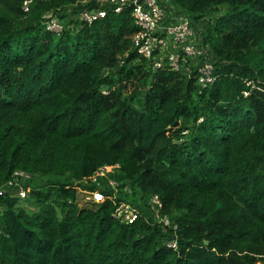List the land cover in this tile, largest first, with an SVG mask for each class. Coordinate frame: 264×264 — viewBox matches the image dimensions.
I'll return each instance as SVG.
<instances>
[{"label":"trees","instance_id":"16d2710c","mask_svg":"<svg viewBox=\"0 0 264 264\" xmlns=\"http://www.w3.org/2000/svg\"><path fill=\"white\" fill-rule=\"evenodd\" d=\"M25 1L0 0V264L264 263V0L170 1L209 51L205 87L193 63L152 70L128 10L87 24L100 0ZM104 165L118 196L78 206Z\"/></svg>","mask_w":264,"mask_h":264},{"label":"built area","instance_id":"2783aa9c","mask_svg":"<svg viewBox=\"0 0 264 264\" xmlns=\"http://www.w3.org/2000/svg\"><path fill=\"white\" fill-rule=\"evenodd\" d=\"M171 0H100V7L77 14L80 22L90 24L105 17L107 11L120 13L128 10L136 32L132 35L131 41L137 54L146 59L152 70L161 68L166 63L172 71H188L187 64L193 63L197 67L198 75L195 76L197 84L201 87L212 84L216 77L212 74V63L209 51L204 45L197 41L193 29L188 24V20L173 13ZM27 0L22 5L23 12H28ZM47 30L58 34L62 28L59 20L53 16H45L44 21ZM247 95V93H244ZM107 165L99 167L89 178V185L95 184L92 191L87 193L85 199L90 202H101L104 198V190H113L110 198H116L117 183L109 179ZM14 179L7 185L19 186L18 195L22 198L26 196V189L18 183L30 178L29 174L23 171H15ZM99 178L105 180L98 181ZM103 189V191L101 189ZM2 190L0 189V193ZM83 192V191H82ZM129 193V192H127ZM161 203L156 195L147 200V214L154 223L163 231L170 227V220L166 215L161 214ZM115 218L121 222L130 223L138 215V209L132 204L120 202L113 212ZM166 245L175 249L174 239H168ZM256 264H264L262 262Z\"/></svg>","mask_w":264,"mask_h":264},{"label":"rangeland","instance_id":"374dc122","mask_svg":"<svg viewBox=\"0 0 264 264\" xmlns=\"http://www.w3.org/2000/svg\"><path fill=\"white\" fill-rule=\"evenodd\" d=\"M45 16H50V14H46ZM57 16V15H56ZM58 17V16H57ZM58 19L62 22V21H64L65 19H61V18H59L58 17ZM59 21V22H60ZM60 22V23H61ZM87 199V198H86ZM85 199V193H83L80 189H76V200H77V204H78V206H80V207H89V206H91V202H89V201H87ZM29 206V205H28ZM31 206V205H30ZM28 207V208H32V207Z\"/></svg>","mask_w":264,"mask_h":264},{"label":"water","instance_id":"95a60500","mask_svg":"<svg viewBox=\"0 0 264 264\" xmlns=\"http://www.w3.org/2000/svg\"><path fill=\"white\" fill-rule=\"evenodd\" d=\"M205 244H207V242L205 241Z\"/></svg>","mask_w":264,"mask_h":264}]
</instances>
